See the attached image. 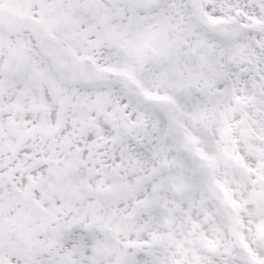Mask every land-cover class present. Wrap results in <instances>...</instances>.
Instances as JSON below:
<instances>
[{
  "label": "snow or ice",
  "instance_id": "obj_1",
  "mask_svg": "<svg viewBox=\"0 0 264 264\" xmlns=\"http://www.w3.org/2000/svg\"><path fill=\"white\" fill-rule=\"evenodd\" d=\"M0 264H264V0H0Z\"/></svg>",
  "mask_w": 264,
  "mask_h": 264
}]
</instances>
